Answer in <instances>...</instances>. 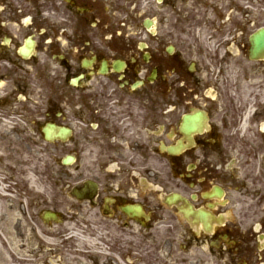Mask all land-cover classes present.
<instances>
[{
  "label": "flooded vegetation",
  "instance_id": "1",
  "mask_svg": "<svg viewBox=\"0 0 264 264\" xmlns=\"http://www.w3.org/2000/svg\"><path fill=\"white\" fill-rule=\"evenodd\" d=\"M186 1L0 0V153L29 154L40 86L119 239L84 264H264V0H217L198 39ZM1 225L0 264H65L62 233Z\"/></svg>",
  "mask_w": 264,
  "mask_h": 264
},
{
  "label": "rangeland",
  "instance_id": "2",
  "mask_svg": "<svg viewBox=\"0 0 264 264\" xmlns=\"http://www.w3.org/2000/svg\"><path fill=\"white\" fill-rule=\"evenodd\" d=\"M176 7L182 10L183 15H187L190 20V28L196 33L200 30H206L205 24L214 23V15L217 13L218 5L217 0H187L182 3L176 2ZM196 38H200L197 33ZM47 99L48 94L42 91L40 86L33 84L30 101L32 121H37L39 124L45 120L43 113L47 108ZM34 131L33 128L31 133L32 144L30 150H28L29 154H25L21 158L15 157L14 166L11 162L8 163L6 161V156L0 159V204L7 203L8 205V211L5 209L0 210L5 211L3 216H0L2 218L0 221L9 223V225L1 226L9 229L16 228V231H18L17 228L19 227L24 231L26 228L32 227V223H41L43 211H60L64 215L66 224L63 227L55 228V231L62 232L66 236L71 228V231H77V227H79L82 228L81 232L84 233L86 238L96 237L97 235L98 240L101 242L99 245L100 247H105V251H111V248H113V251L119 252V239L116 236L112 238V241L116 242L114 244L102 237V234L108 237L105 233L106 229L113 232L105 224L106 222H111V220L102 215L82 211L78 208L80 205L69 197V188L75 183L74 169L71 166L64 167L63 170L59 171L57 159L73 151L67 148H45ZM2 151L1 149L0 152ZM10 170L15 171L14 176L11 175ZM161 177L164 176L161 174ZM31 178L34 180L35 188L31 185ZM1 189L9 193H4ZM12 223L15 225H12ZM98 225H102V230ZM37 227L42 228L43 226L37 225ZM71 248H74V245H65L63 248V254L66 257L65 264H84L85 256H81L80 252H76ZM70 255H78L83 261L77 263L75 258ZM97 255H102L99 261L104 263L103 259L106 253Z\"/></svg>",
  "mask_w": 264,
  "mask_h": 264
},
{
  "label": "water",
  "instance_id": "3",
  "mask_svg": "<svg viewBox=\"0 0 264 264\" xmlns=\"http://www.w3.org/2000/svg\"><path fill=\"white\" fill-rule=\"evenodd\" d=\"M260 36H263L264 37V33H259L257 34L254 39H253V45H254V52H253V55H256L258 52L257 50L259 49V47H263L264 46V42L260 41L261 38H259ZM50 129H53V127H49ZM48 131V130H47ZM49 132H46L47 133V136L49 137ZM51 138L49 137V140Z\"/></svg>",
  "mask_w": 264,
  "mask_h": 264
},
{
  "label": "bare ground",
  "instance_id": "4",
  "mask_svg": "<svg viewBox=\"0 0 264 264\" xmlns=\"http://www.w3.org/2000/svg\"><path fill=\"white\" fill-rule=\"evenodd\" d=\"M30 180H31L32 187L35 188L34 180L32 178ZM3 209H5L6 211H8V205H7V203L0 204V210H3ZM0 213H3V211H0Z\"/></svg>",
  "mask_w": 264,
  "mask_h": 264
}]
</instances>
